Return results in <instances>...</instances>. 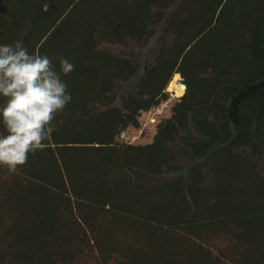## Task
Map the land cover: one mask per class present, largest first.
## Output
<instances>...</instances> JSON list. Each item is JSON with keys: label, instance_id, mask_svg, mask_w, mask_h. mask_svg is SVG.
Returning <instances> with one entry per match:
<instances>
[{"label": "trees", "instance_id": "1", "mask_svg": "<svg viewBox=\"0 0 264 264\" xmlns=\"http://www.w3.org/2000/svg\"><path fill=\"white\" fill-rule=\"evenodd\" d=\"M18 40L75 67L48 147L0 166V264H264V0H0Z\"/></svg>", "mask_w": 264, "mask_h": 264}, {"label": "clouds", "instance_id": "2", "mask_svg": "<svg viewBox=\"0 0 264 264\" xmlns=\"http://www.w3.org/2000/svg\"><path fill=\"white\" fill-rule=\"evenodd\" d=\"M56 70L53 58L29 53L23 41L0 44V166L16 173L29 154L42 151L54 133L57 116L71 102V94L62 76L74 70L67 58H59Z\"/></svg>", "mask_w": 264, "mask_h": 264}, {"label": "rangeland", "instance_id": "3", "mask_svg": "<svg viewBox=\"0 0 264 264\" xmlns=\"http://www.w3.org/2000/svg\"><path fill=\"white\" fill-rule=\"evenodd\" d=\"M179 81L183 83L181 75ZM167 91L170 94L169 99L163 102L160 106L147 112H143L140 116V127H130L127 131H125L124 135H121L119 140L137 144H144L152 141L156 133L158 123L162 119L171 115V108L173 104L180 98V96H175V93L173 91H169L168 88Z\"/></svg>", "mask_w": 264, "mask_h": 264}, {"label": "bare ground", "instance_id": "4", "mask_svg": "<svg viewBox=\"0 0 264 264\" xmlns=\"http://www.w3.org/2000/svg\"><path fill=\"white\" fill-rule=\"evenodd\" d=\"M179 78H180V73H176L168 85V90L173 91L175 93V96H182L185 91V87L183 83L179 81Z\"/></svg>", "mask_w": 264, "mask_h": 264}, {"label": "water", "instance_id": "5", "mask_svg": "<svg viewBox=\"0 0 264 264\" xmlns=\"http://www.w3.org/2000/svg\"><path fill=\"white\" fill-rule=\"evenodd\" d=\"M183 85H184V87H185V89H186V85H185V84H183ZM124 134H125V132L122 133V135H124Z\"/></svg>", "mask_w": 264, "mask_h": 264}]
</instances>
